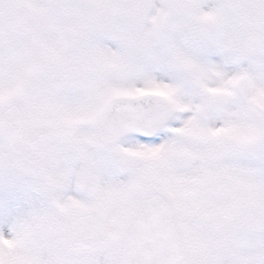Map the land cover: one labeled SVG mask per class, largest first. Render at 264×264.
<instances>
[{
    "label": "snow or ice",
    "instance_id": "obj_1",
    "mask_svg": "<svg viewBox=\"0 0 264 264\" xmlns=\"http://www.w3.org/2000/svg\"><path fill=\"white\" fill-rule=\"evenodd\" d=\"M0 264H264V0H0Z\"/></svg>",
    "mask_w": 264,
    "mask_h": 264
}]
</instances>
